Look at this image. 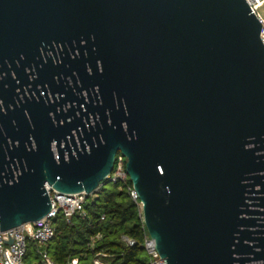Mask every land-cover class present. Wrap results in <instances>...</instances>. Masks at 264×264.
<instances>
[{
	"label": "water",
	"instance_id": "1",
	"mask_svg": "<svg viewBox=\"0 0 264 264\" xmlns=\"http://www.w3.org/2000/svg\"><path fill=\"white\" fill-rule=\"evenodd\" d=\"M261 32L246 0H0L1 231L122 153L163 264H264Z\"/></svg>",
	"mask_w": 264,
	"mask_h": 264
},
{
	"label": "trees",
	"instance_id": "2",
	"mask_svg": "<svg viewBox=\"0 0 264 264\" xmlns=\"http://www.w3.org/2000/svg\"><path fill=\"white\" fill-rule=\"evenodd\" d=\"M127 184L107 190L103 185L89 196L85 216L76 215L69 224L60 212L53 219L55 237L44 247L54 264H151L144 248L148 231L139 206L131 199ZM104 217V219H102ZM124 238L135 242L130 246ZM24 264H43L35 242L30 241Z\"/></svg>",
	"mask_w": 264,
	"mask_h": 264
},
{
	"label": "built area",
	"instance_id": "3",
	"mask_svg": "<svg viewBox=\"0 0 264 264\" xmlns=\"http://www.w3.org/2000/svg\"><path fill=\"white\" fill-rule=\"evenodd\" d=\"M246 2L262 25L261 38L264 42V19L259 14V9L264 5V0H246ZM126 164L127 158L122 153H118L115 158L113 171L107 178L111 184H127L129 176L127 174ZM46 188L53 205L52 211L48 216L37 222L24 224L6 232L1 231L0 229V264H24L30 241L35 242L38 246L39 253L43 258V264H54L49 258L47 251L44 250V247L55 237L56 234L53 226V219L60 212H63L67 222L71 224L76 215H86L85 205L89 197L88 195L85 193L63 194L55 191L49 186H46ZM127 190L131 199L142 211V203L133 185L128 186ZM102 219H104V217ZM124 240L130 246L135 245V242L132 240L127 238H124ZM10 241H12V244H8ZM144 248L151 258V264H163V260L157 252L156 243L151 239L149 234L145 237ZM77 262V260H74L72 264H77ZM95 264L104 263L96 260Z\"/></svg>",
	"mask_w": 264,
	"mask_h": 264
},
{
	"label": "flooded vegetation",
	"instance_id": "4",
	"mask_svg": "<svg viewBox=\"0 0 264 264\" xmlns=\"http://www.w3.org/2000/svg\"><path fill=\"white\" fill-rule=\"evenodd\" d=\"M59 57L57 60V63H59ZM74 86V82L72 79H68V82H63L62 84L59 82H50L49 85H46V91L44 92V90H41V95L45 98L47 95V98L50 101H54V99L56 100H60L61 98H65L66 97V92L69 90V88H73ZM24 91L26 93V95L28 96V98H31V94L29 92V88L28 87H24ZM28 92V93H27ZM93 95V94H92ZM84 97L87 100V96L84 93ZM22 99H24V96H21ZM67 106L69 107V104H67ZM65 109V108H64Z\"/></svg>",
	"mask_w": 264,
	"mask_h": 264
},
{
	"label": "rangeland",
	"instance_id": "5",
	"mask_svg": "<svg viewBox=\"0 0 264 264\" xmlns=\"http://www.w3.org/2000/svg\"><path fill=\"white\" fill-rule=\"evenodd\" d=\"M259 14L261 15V17L264 19V5L259 9ZM107 190H113L115 189V185L111 184L109 181L106 182L105 186H104ZM63 213V212H62ZM64 215V214H63ZM100 262H102L101 259H98ZM73 262V261H72Z\"/></svg>",
	"mask_w": 264,
	"mask_h": 264
}]
</instances>
